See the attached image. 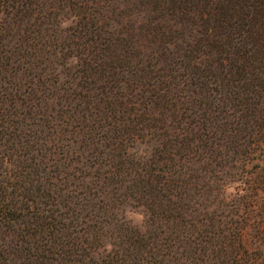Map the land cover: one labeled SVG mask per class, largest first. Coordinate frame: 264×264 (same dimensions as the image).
<instances>
[{"label":"trees","instance_id":"obj_1","mask_svg":"<svg viewBox=\"0 0 264 264\" xmlns=\"http://www.w3.org/2000/svg\"><path fill=\"white\" fill-rule=\"evenodd\" d=\"M0 264H264V0H0Z\"/></svg>","mask_w":264,"mask_h":264},{"label":"rangeland","instance_id":"obj_2","mask_svg":"<svg viewBox=\"0 0 264 264\" xmlns=\"http://www.w3.org/2000/svg\"><path fill=\"white\" fill-rule=\"evenodd\" d=\"M130 218H131V220L132 221H134V222H139V220H140V215L138 214V213H131L130 214Z\"/></svg>","mask_w":264,"mask_h":264}]
</instances>
